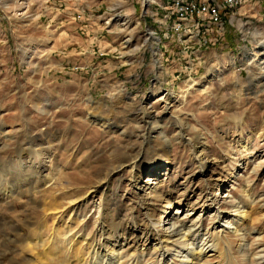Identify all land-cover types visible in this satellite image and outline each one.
I'll list each match as a JSON object with an SVG mask.
<instances>
[{
	"label": "rangeland",
	"instance_id": "rangeland-1",
	"mask_svg": "<svg viewBox=\"0 0 264 264\" xmlns=\"http://www.w3.org/2000/svg\"><path fill=\"white\" fill-rule=\"evenodd\" d=\"M169 4L0 0V162L19 156L20 147L41 149L56 167L49 159L39 167L46 178L63 174L73 189L63 193L73 196L99 189L93 200H104L111 220L106 230L114 238L121 222L130 241L144 236V246L148 216L159 220L170 203L195 204L200 212L205 198L221 197L247 160L220 206L231 211L255 199L248 208L246 241L250 254H264V63L246 60L264 43V4L232 9L241 8L233 21L227 10L208 31L179 33L188 23L174 19ZM27 178L19 181L28 183ZM39 188L34 196L15 192L7 202L0 194V264H31L29 259L71 264L75 259L58 236L50 241L54 228L41 230L44 223L54 224L44 211L51 193ZM90 210L84 223L94 234L98 211ZM63 217L78 233L84 231L81 220L73 224L68 214ZM202 222L213 230L208 214ZM25 233L31 243L37 234L48 238L53 256L41 243L34 251L28 241L7 247V235L14 239ZM225 236L239 262L249 264L239 252L240 236ZM157 256L145 262L157 263ZM222 261L210 256L206 262Z\"/></svg>",
	"mask_w": 264,
	"mask_h": 264
},
{
	"label": "bare ground",
	"instance_id": "bare-ground-1",
	"mask_svg": "<svg viewBox=\"0 0 264 264\" xmlns=\"http://www.w3.org/2000/svg\"><path fill=\"white\" fill-rule=\"evenodd\" d=\"M180 1L181 0L170 1L169 9L171 15L173 14V11L177 9L178 3ZM185 2L187 5L186 16H193L194 0H185ZM245 3L246 0H235L232 5H225L221 8V10L234 9L243 6ZM198 17L207 18L208 10H198ZM112 21L113 19L110 18L106 23L111 24ZM177 21L180 23H188V18L177 17ZM219 23H221V20ZM46 39H48L49 42L52 38L48 37ZM263 52L264 43H261L258 47H255L250 52L249 56L246 57V60L249 63H253L258 59H263L264 63V56L262 57ZM228 67H230V64L226 66V68ZM235 68L236 67H234V69ZM221 70V68H218L219 72H222ZM214 76L218 77V74H215ZM192 87L193 85H191L190 88ZM152 94V96H154L155 92ZM162 98L164 97H161L160 99ZM244 148L247 149L248 145H244ZM20 149L21 152L19 156H12L9 161L0 162V194L5 197L3 202H7L6 200L16 196L14 195L15 192H17V195L21 196L24 193L23 191L27 190L28 192H31V196H34L32 192H36L35 190H38L37 192L40 193L41 189L39 187H45L46 192L51 194L47 195L49 197L46 198L44 211L46 213L50 212L49 214H51L54 227H49L47 223H44L42 226H40L41 230L45 231V229L50 230L51 228H54L55 232L49 236V239L52 243H54L55 237L58 236L60 238L61 244L65 243L66 248L64 249V252L66 254L74 253L73 255L75 256V259L73 261L71 260V264H175L176 262L180 264H207L206 261L210 256L223 257V264H241L237 257H235L233 254L229 241L226 240L225 233L227 232H230L234 235L238 234L240 236L241 240L238 248L240 254H242L241 256L244 263H264V254H250V246L246 241L247 229L245 228V223L248 222L250 218L249 206L253 204L255 199L250 196L251 200L248 204L239 202L231 211H223L220 206L221 201L226 200L225 197L228 195L229 188L232 187L234 181L237 180L239 172L247 168L249 164L247 160H243L240 163V166L237 167L235 172H233L229 183L230 186H228L227 189L222 192V194H220L221 197L218 196L216 199H213L207 196L205 201L203 200V208L200 212L197 210L195 204L193 206H189L188 204L179 203V205L173 206L172 203H170L168 208L164 209L163 215L159 220L154 221L148 216L145 227L146 233L143 234L142 229H138V233L142 232L143 235H148L145 241L149 243L142 246V239L144 236L134 237L133 241H130L126 232L122 230V226H120L121 222L116 225L115 228L113 227L116 234L114 238L112 237L113 235L111 236L112 231L106 230V227L109 224L108 222H111V220L109 219V216L106 215L107 209L105 208L104 200L102 197L98 201L93 200L99 189L93 188L92 190L87 191L86 193L79 196H73V193L64 194L63 192L65 190L73 189L69 183L60 176H63V174H57L60 177L51 176L46 178L39 168L40 166L45 165V161L47 159L52 162V159L49 158V155L46 159V156H44V153L41 149L36 150L32 147H20ZM28 152H30L29 155H23L27 154ZM50 156H52V154ZM201 160L202 159H200V163L204 167ZM52 166L56 168L53 162ZM157 174L158 173H154V175ZM203 174L204 172L202 171L200 176L204 177ZM13 175L16 177L11 179L10 176ZM24 177H28V183L23 184L19 181L20 178ZM149 181L150 179L147 180V182ZM105 184L106 183L104 182L102 187L107 185ZM54 185L58 189L55 188L56 190H53ZM19 197L18 201L20 200ZM28 198L31 199L29 195ZM65 200L67 201V204L64 203ZM92 200L93 202L91 203ZM90 203V211H92L94 208H96L98 211L97 229L94 234L89 231L88 224L84 223L86 221L87 213L90 209L88 206ZM83 210H85V212H82ZM198 212L199 214L195 217L197 220L194 222L192 219V222L196 223V226H193L194 223L191 224L192 222L188 224L186 221L187 218L195 215ZM66 214L69 215V220H71L73 224H78L80 223L79 220H81V224H85L83 225L84 231L82 230L81 233H78L77 230L74 229L75 226L68 224V222L65 223L63 216ZM207 214L212 218V231L209 227H205L204 223L202 222L203 218ZM96 236L100 238L99 242H96ZM49 239L44 238L42 234H37L35 238L36 241L31 243L30 236L28 234L26 235V233L25 235H19V237L14 239L7 235L6 240L9 243L6 245L7 247H11L9 244H12L13 247H16L18 240L22 242L28 241L26 246L29 250L34 251L39 247L38 243H41V246L46 248L48 254L53 256V250H50L51 243L49 244ZM46 243H48V245ZM130 247L135 248V251L131 252L132 250H130ZM53 248H55V245H53ZM134 252H136V255ZM155 254H158L157 263L145 262L147 256ZM2 256H6V250ZM28 261L31 262V264H35L31 259ZM54 264L70 263L69 261L61 259Z\"/></svg>",
	"mask_w": 264,
	"mask_h": 264
},
{
	"label": "built area",
	"instance_id": "built-area-1",
	"mask_svg": "<svg viewBox=\"0 0 264 264\" xmlns=\"http://www.w3.org/2000/svg\"><path fill=\"white\" fill-rule=\"evenodd\" d=\"M235 0H194V14L193 16H186V2L181 0L178 3L177 9L173 11V18L176 17H187L188 26L180 27L181 30H187L192 28H201L204 31H208L219 24L221 20V8L225 5H232ZM198 10H208L207 18H199ZM232 13V12H231ZM238 13H232L230 20H236Z\"/></svg>",
	"mask_w": 264,
	"mask_h": 264
},
{
	"label": "crops",
	"instance_id": "crops-1",
	"mask_svg": "<svg viewBox=\"0 0 264 264\" xmlns=\"http://www.w3.org/2000/svg\"><path fill=\"white\" fill-rule=\"evenodd\" d=\"M158 1H160V3H162L163 0H158ZM246 2H247V0H246ZM262 3L264 4V0H250L247 4L245 3L246 5L244 4L241 8L244 9V11H248L249 8H253V10H254V9L258 8L259 4H262ZM148 8L145 11H148ZM227 10H229V12H232V13H239V10H236V11L232 10V9H227ZM227 10H221V12L225 13V12H227ZM153 11L154 10H149L148 13L153 14ZM222 13H221V17H222ZM200 31H201V29L198 32H200Z\"/></svg>",
	"mask_w": 264,
	"mask_h": 264
},
{
	"label": "water",
	"instance_id": "water-1",
	"mask_svg": "<svg viewBox=\"0 0 264 264\" xmlns=\"http://www.w3.org/2000/svg\"><path fill=\"white\" fill-rule=\"evenodd\" d=\"M146 9H147V6H146Z\"/></svg>",
	"mask_w": 264,
	"mask_h": 264
}]
</instances>
